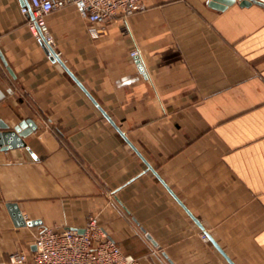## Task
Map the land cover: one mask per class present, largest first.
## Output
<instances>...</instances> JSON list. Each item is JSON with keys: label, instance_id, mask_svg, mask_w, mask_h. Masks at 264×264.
Here are the masks:
<instances>
[{"label": "crops", "instance_id": "1", "mask_svg": "<svg viewBox=\"0 0 264 264\" xmlns=\"http://www.w3.org/2000/svg\"><path fill=\"white\" fill-rule=\"evenodd\" d=\"M208 1L145 0L101 33L73 6L50 13L84 91L28 30L25 0H0V122L37 126L0 147V264L90 215L137 264H230L202 234L264 264V6ZM7 203L38 224L16 226Z\"/></svg>", "mask_w": 264, "mask_h": 264}, {"label": "built area", "instance_id": "2", "mask_svg": "<svg viewBox=\"0 0 264 264\" xmlns=\"http://www.w3.org/2000/svg\"><path fill=\"white\" fill-rule=\"evenodd\" d=\"M67 6H73L97 33L116 19L125 20L146 8L145 0H25L20 12L31 34L52 45L46 17ZM96 25H101V29H96ZM129 55L138 57L139 50L133 48ZM202 239L206 240L207 235L202 234ZM33 245L30 256L22 251L11 253L9 264H137L135 257L124 253L108 237L96 215L87 217L83 232L43 228L34 236Z\"/></svg>", "mask_w": 264, "mask_h": 264}, {"label": "water", "instance_id": "3", "mask_svg": "<svg viewBox=\"0 0 264 264\" xmlns=\"http://www.w3.org/2000/svg\"><path fill=\"white\" fill-rule=\"evenodd\" d=\"M236 1L237 0H209L208 5L214 9H216V10H224L228 6L234 4ZM252 3H258V4H261L264 6V1H262V0H238V4L240 6H250ZM39 41H40L44 51L46 52V54L49 56V59L52 62H58L65 69V71L72 77V79L74 81H76L78 83V85L84 90V88L81 86V84L78 82V80L69 71V69L66 67V65L63 63V61L58 56V54L55 52L52 45L47 43L42 37L39 38ZM90 99L96 105V107L102 112V114L106 117V119L112 124V126L118 131V133H120V135H122V137L127 141V139L125 138L123 133L120 131L118 126L112 121V119H110V117L107 115V113L94 101V99L91 96H90ZM36 128H37L36 124L34 123V121H32L30 119L22 120L13 129H7V126L0 122V147H2L3 149H8V148L26 146L24 138H26L29 134H31L33 131H35ZM6 207H7L8 211L11 215V218H12V220L16 226H24V225L33 226V225L38 224V222H39L37 220L25 221L24 217L20 213L18 205L15 203H7ZM194 220L196 222H198L196 219H194ZM77 231L83 232V229H80ZM207 238L221 252V254L227 259V261L230 264H233V262L225 255L223 250L215 243V241L209 235H207ZM34 249H35V247H34Z\"/></svg>", "mask_w": 264, "mask_h": 264}]
</instances>
